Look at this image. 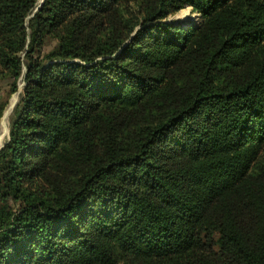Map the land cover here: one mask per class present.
<instances>
[{"label": "trees", "instance_id": "trees-1", "mask_svg": "<svg viewBox=\"0 0 264 264\" xmlns=\"http://www.w3.org/2000/svg\"><path fill=\"white\" fill-rule=\"evenodd\" d=\"M42 1L0 0V264H264V0Z\"/></svg>", "mask_w": 264, "mask_h": 264}, {"label": "rangeland", "instance_id": "rangeland-1", "mask_svg": "<svg viewBox=\"0 0 264 264\" xmlns=\"http://www.w3.org/2000/svg\"><path fill=\"white\" fill-rule=\"evenodd\" d=\"M40 1L41 0H38V4H40ZM199 21H200L199 16L195 13H192L190 8L181 10L179 13L171 16L169 19V22L179 24L183 28H188L189 26H195L199 23ZM50 48H51V44L46 47L45 51L50 50ZM23 85L24 84L22 80H20L18 82L17 91L14 94L10 95L8 83L5 81H0V107L3 106L0 115V126L5 113L12 104L10 108V112L8 113L7 116V129H6L7 131L9 129V117L12 113L13 108L15 107V105L17 104L20 98ZM7 140H8V133L6 134V136L3 137L1 146L4 145L7 142Z\"/></svg>", "mask_w": 264, "mask_h": 264}, {"label": "bare ground", "instance_id": "bare-ground-1", "mask_svg": "<svg viewBox=\"0 0 264 264\" xmlns=\"http://www.w3.org/2000/svg\"><path fill=\"white\" fill-rule=\"evenodd\" d=\"M11 106H12V104H11ZM11 106H10V108H11ZM10 108L5 113V115L2 119V122H1V126H0V147L2 144L3 137L6 136V134H7V130H6L7 129V116H8V113L10 112Z\"/></svg>", "mask_w": 264, "mask_h": 264}, {"label": "water", "instance_id": "water-1", "mask_svg": "<svg viewBox=\"0 0 264 264\" xmlns=\"http://www.w3.org/2000/svg\"><path fill=\"white\" fill-rule=\"evenodd\" d=\"M42 2H43V1L41 0V1H40V4H42ZM7 133H8V131H7ZM2 147H3V145L0 147V149H1Z\"/></svg>", "mask_w": 264, "mask_h": 264}]
</instances>
